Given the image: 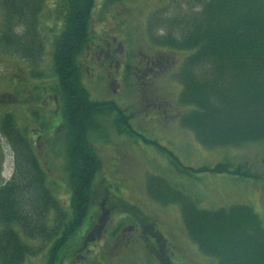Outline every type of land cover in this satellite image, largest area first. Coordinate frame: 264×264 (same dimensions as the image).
<instances>
[{
    "label": "trees",
    "instance_id": "16d2710c",
    "mask_svg": "<svg viewBox=\"0 0 264 264\" xmlns=\"http://www.w3.org/2000/svg\"><path fill=\"white\" fill-rule=\"evenodd\" d=\"M94 1L66 0L67 26L55 39L52 51L53 72L64 85L67 105L64 148L68 209L56 199L30 147L22 141L15 143L13 132H8L15 159L12 175L0 185V264H23L36 252L26 243L34 240H55L47 264L55 263L60 252L64 255L67 241L82 226L88 212L94 176L100 169L89 130L95 125L99 134V121L113 113L117 130L132 132L120 108L91 99L75 65L85 38L87 45L89 42ZM182 1L186 4L183 15L169 22L155 17L148 21L155 34L163 29L162 34L149 36L151 45L184 54L173 75L180 85L176 100L183 108L181 126L192 131L196 141L207 149L263 143L264 0ZM42 2L0 0V46L5 52L23 58L42 54L38 32ZM173 23L177 25L175 30ZM129 68L127 64L126 70ZM192 171L254 177L246 165L229 162ZM163 180L158 177L149 181V195L163 205L178 204L188 238L203 256L215 264H264V225L251 206L201 209ZM152 183L157 186L152 187ZM50 213L54 214L51 221Z\"/></svg>",
    "mask_w": 264,
    "mask_h": 264
},
{
    "label": "rangeland",
    "instance_id": "374dc122",
    "mask_svg": "<svg viewBox=\"0 0 264 264\" xmlns=\"http://www.w3.org/2000/svg\"><path fill=\"white\" fill-rule=\"evenodd\" d=\"M54 5L55 0H43L38 24L39 36L46 42V46L37 62L48 76L52 69L53 42L44 39L48 34L51 39L55 38L58 33L49 31L55 21ZM185 5L182 0L94 1L88 24L91 41L88 42L87 48V69L84 56L80 58L86 88L92 100L114 99L129 117L132 132L119 133L121 128L117 130L113 116L99 121L102 129L99 135H95L93 144L100 157V169L94 176L91 200L95 203L107 197L105 206L110 208V202L118 201V197L123 199L131 206L134 205L147 215L158 219L160 229L169 242L170 251L178 254L186 264H215L213 259L203 256L188 238L178 204L170 202L163 205L155 202L148 197V183L158 177L164 179L163 181L168 183L167 186L170 185L179 193L188 196L201 209L213 210L234 204L249 205L259 214L264 225V142L207 149L196 141L192 131L181 126L179 118L183 108L176 100L180 85L173 75L178 70L184 54L172 53L165 47L151 45L149 36L160 35L163 29L155 34L153 27L149 28L148 21L154 17L160 22L176 19L186 11ZM1 23L0 12V29ZM176 27L173 23L174 30ZM108 45L111 53L116 49V56L111 64L107 63L105 68H101L94 61L93 55L99 48ZM154 59L159 61L161 67L156 68L157 71L151 80L144 84L135 79V66L143 65L145 60ZM127 64L130 66L129 71L126 70ZM31 65L33 64L26 58L5 52L0 46V92L11 91V84L17 78L20 81L25 80L27 73L32 78ZM17 73L20 77H17ZM113 80L115 81L112 82ZM155 100L157 105L158 101L161 102L162 107L158 117L148 111L153 109L154 104L151 103ZM48 103L53 104L51 97ZM42 105L47 103L43 101ZM165 107L174 111L173 117L164 118L162 110ZM60 147L61 144L57 147L58 151L53 159L44 158L45 169L49 171L47 181L56 199L62 207L68 209L70 191L63 169L64 154ZM0 149L3 156L2 163L0 162L2 185V182L12 175L14 161L8 145L1 142ZM221 162L244 164L254 173V177L239 178L228 173L192 171ZM155 186L157 183H152V187ZM112 205L114 206V203ZM127 209L112 207V220L107 219L108 226H128V216H132L134 211L126 215ZM53 216V213L49 214V221ZM83 222V225L88 223L86 217ZM81 229L82 226L75 233L79 235ZM130 231H126L123 239L121 235L118 236L119 239H116V236L101 238L97 241L94 252H78L81 255H76L73 261L65 260L61 264H120L119 261L123 264H151L152 256L156 255H150L140 243L143 241L139 239L140 242L137 243ZM26 243L36 252L33 256H27L23 264H44L50 243H42L39 240Z\"/></svg>",
    "mask_w": 264,
    "mask_h": 264
},
{
    "label": "flooded vegetation",
    "instance_id": "af4514ba",
    "mask_svg": "<svg viewBox=\"0 0 264 264\" xmlns=\"http://www.w3.org/2000/svg\"><path fill=\"white\" fill-rule=\"evenodd\" d=\"M53 12L55 14V21L54 23L49 27V31L52 33L51 30L58 31V33L55 35V38L51 37L48 34V37H46L44 40L48 39V42L52 40L53 42V49H54V43L55 39L65 31V27L67 26L68 20H66L67 16V9H66V0H55V5L53 6ZM53 26V27H52ZM39 30V29H38ZM90 37V36H89ZM88 37L89 42L91 41ZM40 42L43 43V50L46 46V42L43 41V38ZM45 44V45H44ZM110 45V44H109ZM109 45L105 48H99L93 55L95 57L94 61L101 67L105 68L108 64H111L112 61H114L115 50L111 53L109 50ZM89 44L87 45V40L85 38L84 48L82 49L81 54L75 58V65L77 66L79 72L81 73L80 82L83 83V85L86 88V83L84 81V72H82V62L80 61V58L84 56V60L86 61V69L89 67V61H88V48ZM52 49V51H53ZM53 55V53H52ZM42 54L39 57L35 58H26L31 65V69L33 74L32 78L29 77L30 74L27 73L25 76V80H17L14 81L13 84H11V91H4L0 92V144L1 142L8 145L9 149L10 142L7 139V133L13 132L15 136V143L22 141L26 145L30 147L32 150L33 156L41 165L42 170L45 171L46 176L47 171L45 169V159H53L55 156V153L58 151L57 147L61 144V150L63 155V159H65V141L67 139L68 134V126H67V116L65 115L66 107L67 105L64 103V85L61 84V81L59 79L58 73L55 74L53 72V65L52 57H51V71L49 76L45 74V71L40 69V66L38 64V58H40ZM86 57V59H85ZM37 62L34 64V62ZM80 61V62H79ZM110 61V62H109ZM159 62V61H158ZM157 62L156 59L153 61L145 60L143 65H136L135 69V79L140 80L141 82H144V84L147 83V81L151 80V77L155 74L157 71L156 68H160L161 65ZM119 64V62H116ZM33 67V68H32ZM37 67V68H36ZM39 68V69H38ZM30 69V68H29ZM143 73L140 77L139 74ZM17 77H20L17 73ZM140 77V78H139ZM24 79V78H23ZM113 80L112 82H114ZM87 89V88H86ZM90 94V93H89ZM91 95V94H90ZM50 97L52 98L53 104L48 103V100H50ZM43 101L47 103V105H42ZM102 102L106 104H115L119 108V105L115 103L114 99L111 100H101ZM100 101V102H101ZM38 102V104H37ZM154 101V107L151 110L153 113V116L158 117L161 107V102L158 101V105ZM108 106V105H106ZM153 106V105H152ZM176 112V111H175ZM124 113V112H123ZM162 113L164 114V118L167 117H173L174 111H171L170 108H163ZM182 113V112H181ZM124 115L127 116L126 113ZM113 117H115V114L112 113ZM103 115L102 118L111 117ZM129 117L127 116L126 124L129 125ZM114 119V118H113ZM102 121V119L100 120ZM94 122V121H93ZM94 125V123H93ZM127 125L124 126L127 129ZM131 128V127H130ZM122 133L123 131L120 130ZM95 125L91 127L89 130V139L94 146V138H95ZM99 135V134H97ZM95 147V146H94ZM96 148V147H95ZM97 151V150H96ZM13 154V160L15 159V154ZM97 155V152H96ZM2 151L0 149V162L2 161ZM264 161V160H263ZM2 163V162H1ZM14 165V164H13ZM1 166V165H0ZM66 159L64 163L63 169L66 171ZM67 175V173H66ZM9 179V178H8ZM8 180L3 181L4 184ZM149 194V193H148ZM152 198L155 202H157L153 197L150 195L148 196ZM118 201L110 202V208H107L106 203L108 202L107 197L102 199L101 201L92 203L91 197H90V204L87 209L86 213V219L87 224L83 225L82 223V229L80 234L78 235L75 233L73 236L69 238L67 241L68 247L66 250V253L62 255L63 252H60V257L55 262L56 264H61L65 262V260L73 261V259L76 257V255L80 256V253L85 252H94L95 245L97 244V241L101 238H107V237H115L116 239H119L118 236L121 235L122 239L126 236V231H130V235L133 236L134 240L139 243V239L143 241L140 242L144 245V248L147 249L150 255L154 253L156 255L155 257L152 256L153 262L151 264H179L184 263L186 264L185 260H181L173 251H170L169 242L164 237V232L162 229H160V225L158 222V219L151 217L150 215H147L144 211L141 209H138V207H135L134 205L131 206L129 203H126L123 199L118 197ZM114 203V206L112 205ZM159 203V202H158ZM121 208L124 207L127 209L125 212L126 215H129L131 211H134L132 213V216H128V220L130 223H128V226H117L114 228H110L108 226V221L112 220L111 216L113 215V212L111 211V208ZM125 215V214H123ZM85 219V218H84ZM84 221V220H83ZM76 232V231H75ZM59 234V233H58ZM60 236V234H59ZM54 241L51 240L46 243H50V249L54 247ZM107 245V244H106ZM49 249V250H50ZM49 250L46 255V259L44 264H47L49 259ZM78 253V254H77ZM57 254V253H56ZM58 255V254H57ZM84 257V255H83ZM61 258V259H60ZM53 264L54 261L52 262ZM120 264H123L121 261H119ZM93 264H100V263H93Z\"/></svg>",
    "mask_w": 264,
    "mask_h": 264
}]
</instances>
